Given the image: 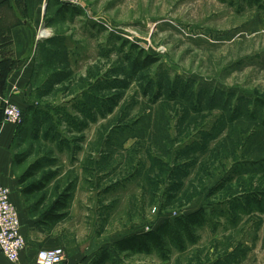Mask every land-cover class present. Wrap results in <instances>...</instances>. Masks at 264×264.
I'll use <instances>...</instances> for the list:
<instances>
[{
  "label": "rangeland",
  "instance_id": "374dc122",
  "mask_svg": "<svg viewBox=\"0 0 264 264\" xmlns=\"http://www.w3.org/2000/svg\"><path fill=\"white\" fill-rule=\"evenodd\" d=\"M15 1L0 0V20ZM46 3L27 60L0 25L4 110L11 74L32 67L28 100L13 102L15 174L37 170L20 187L28 224L64 264H94L112 242L203 209L210 222L185 252L104 264H264V0Z\"/></svg>",
  "mask_w": 264,
  "mask_h": 264
},
{
  "label": "crops",
  "instance_id": "0c3cea01",
  "mask_svg": "<svg viewBox=\"0 0 264 264\" xmlns=\"http://www.w3.org/2000/svg\"><path fill=\"white\" fill-rule=\"evenodd\" d=\"M20 3L21 4H19L18 1L11 3L10 8L5 11L6 19L11 13L12 15H10V17L15 18L16 20H14V22L12 20L8 22L1 17L0 25L4 28H10V31H8L10 32L9 45L13 47L12 52L15 53L16 60L23 61V59L27 60L30 56V50L33 43V30L38 29L39 25H41L45 19L44 8L47 3L46 0H21ZM0 55L2 58L1 49ZM31 69L32 67L30 68V65H28L24 67L22 71H14L11 74L9 85H7L4 92L5 95L1 98L3 101L5 100V105L8 101L22 105L25 103V99L28 100L27 96L30 95V90L27 89V83L25 82H28L29 80ZM22 81L25 84H23ZM3 110L2 102H0V184L6 186L11 191V200L19 210L22 231L27 237L28 245L27 249L21 256V261L19 263L10 262L0 252V264H30L33 263L30 261L33 254L36 255L40 250L55 249V247L58 248V243L55 240H45L44 231L33 229L32 226L28 224L23 208L20 209V206H22L20 197L21 186L19 178L14 171L16 166V156L13 149L15 136L19 126L4 123ZM22 190L23 189L21 188V193ZM30 228H32V230H30ZM111 245L107 248L110 251L112 250ZM114 257H116V259L118 258L117 256ZM76 260H78V262L73 261L71 263L69 262V264H81L82 260H79V258Z\"/></svg>",
  "mask_w": 264,
  "mask_h": 264
},
{
  "label": "trees",
  "instance_id": "16d2710c",
  "mask_svg": "<svg viewBox=\"0 0 264 264\" xmlns=\"http://www.w3.org/2000/svg\"><path fill=\"white\" fill-rule=\"evenodd\" d=\"M19 161H16V163ZM30 168L19 177L20 186L25 185L29 179L35 176L37 170ZM46 185L42 183L33 184L23 188L22 193L35 194L45 190ZM71 188H68L52 205L45 216L52 224L62 221L68 209ZM210 220L205 210L201 209L188 215H181L173 220H166L159 227L143 234L131 235L122 238L111 245V251L104 250L102 258L94 264H104L113 256L131 255H157L162 260H168L174 251L185 252L189 246L196 245L200 241L199 230Z\"/></svg>",
  "mask_w": 264,
  "mask_h": 264
},
{
  "label": "built area",
  "instance_id": "2783aa9c",
  "mask_svg": "<svg viewBox=\"0 0 264 264\" xmlns=\"http://www.w3.org/2000/svg\"><path fill=\"white\" fill-rule=\"evenodd\" d=\"M5 123L16 126L22 124L23 111L12 101L6 103L4 110ZM27 248V238L22 231L18 208L12 203L11 191L0 184V251L7 260L18 263ZM65 252L62 248L40 250L37 252L35 264H64Z\"/></svg>",
  "mask_w": 264,
  "mask_h": 264
},
{
  "label": "bare ground",
  "instance_id": "6f19581e",
  "mask_svg": "<svg viewBox=\"0 0 264 264\" xmlns=\"http://www.w3.org/2000/svg\"><path fill=\"white\" fill-rule=\"evenodd\" d=\"M47 8V6L45 7V9ZM42 37H47L49 36V33L48 31H42L41 34H40Z\"/></svg>",
  "mask_w": 264,
  "mask_h": 264
},
{
  "label": "water",
  "instance_id": "95a60500",
  "mask_svg": "<svg viewBox=\"0 0 264 264\" xmlns=\"http://www.w3.org/2000/svg\"><path fill=\"white\" fill-rule=\"evenodd\" d=\"M1 62L2 60H1V55H0V75H1Z\"/></svg>",
  "mask_w": 264,
  "mask_h": 264
}]
</instances>
